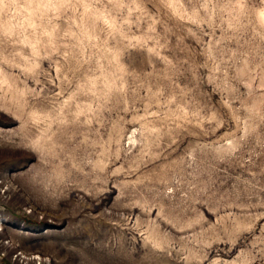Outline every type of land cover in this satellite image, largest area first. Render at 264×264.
Listing matches in <instances>:
<instances>
[{
	"label": "rangeland",
	"instance_id": "374dc122",
	"mask_svg": "<svg viewBox=\"0 0 264 264\" xmlns=\"http://www.w3.org/2000/svg\"><path fill=\"white\" fill-rule=\"evenodd\" d=\"M0 264H264V0H0Z\"/></svg>",
	"mask_w": 264,
	"mask_h": 264
},
{
	"label": "bare ground",
	"instance_id": "6f19581e",
	"mask_svg": "<svg viewBox=\"0 0 264 264\" xmlns=\"http://www.w3.org/2000/svg\"><path fill=\"white\" fill-rule=\"evenodd\" d=\"M31 259H34L35 260V259H39V257H32Z\"/></svg>",
	"mask_w": 264,
	"mask_h": 264
}]
</instances>
